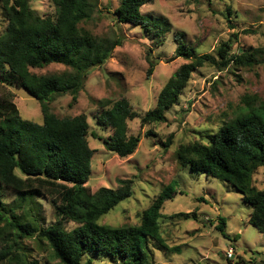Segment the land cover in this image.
Masks as SVG:
<instances>
[{
	"label": "trees",
	"instance_id": "1",
	"mask_svg": "<svg viewBox=\"0 0 264 264\" xmlns=\"http://www.w3.org/2000/svg\"><path fill=\"white\" fill-rule=\"evenodd\" d=\"M153 1L121 0L115 11L118 23L140 27L156 40L164 37L171 32L168 21L155 20L141 11ZM1 2L7 25L0 35V72L8 76L0 80V264H38L21 250V241L28 237L46 241L61 264H93L99 259L154 264L151 243L169 250L159 222L163 205L175 194V182L144 212L140 225H100L103 216L133 196V181L120 180L117 189L101 188L93 193L85 186L94 154L88 143L86 116L59 118L50 109L56 96L70 94L76 102L91 71L105 65L122 41L96 36L82 26L92 21L97 0H52L55 12L45 17L32 9L30 0ZM231 50L229 43L219 47L223 67L231 63L252 67L256 63L254 51L230 56ZM178 54L195 62L178 69L161 90L156 107L143 117L126 99L104 105L107 109L96 120L112 131L103 140L107 151L121 158L133 155L141 136L129 135L128 122L137 118L143 126L165 122L167 112L179 104L192 74L207 63L216 64L211 55L198 56L183 44ZM53 64L69 71L49 75L32 72ZM153 67L151 63L148 76ZM13 87L25 90L40 103L42 124L21 118ZM258 101L257 96H246L243 104L247 112L224 123L205 138L206 143L181 145L176 158L183 169L231 184L253 209L250 223L264 234V190L254 178L264 167V101L259 106ZM171 142L170 137L167 148ZM5 189L18 196L17 204L4 203ZM39 199L48 200L57 217L45 229L36 219ZM220 220L217 229L227 236L225 220ZM65 222L77 226L68 231Z\"/></svg>",
	"mask_w": 264,
	"mask_h": 264
},
{
	"label": "rangeland",
	"instance_id": "2",
	"mask_svg": "<svg viewBox=\"0 0 264 264\" xmlns=\"http://www.w3.org/2000/svg\"><path fill=\"white\" fill-rule=\"evenodd\" d=\"M121 0H97L92 21L83 24L94 35L121 40L105 65L89 74L83 90L73 102L70 94L56 96L51 112L59 118L85 115L90 126L88 143L93 150L92 173L85 186L93 193L101 188L117 189L120 180L133 181V196L99 220L111 227L138 226L142 216L165 188L175 182V194L161 209V236L169 250L150 244L154 264H264V234L251 223L252 207L231 184L193 173L180 167L176 151L181 145L201 141L216 133L226 122L248 111L243 99L257 96L264 101V0H154L142 8L145 16L168 21L171 32L157 40L140 27L118 23L115 11ZM40 16L53 15L52 0H30ZM0 0V35L6 28ZM177 34H181L179 39ZM156 40V41H155ZM232 46L230 56L252 50L256 63L240 67L220 65L219 47ZM181 44L196 55H211L216 64L207 63L192 74L179 104L166 114V121L142 125L141 118L128 122L129 135L141 136L135 153L121 158L103 145L112 131L98 125L96 117L105 104L126 99L143 117L156 107L157 98L168 80L193 58L179 56ZM151 63L153 73L148 76ZM69 71L62 65L34 69L37 75ZM8 75L0 72V80ZM24 120L43 123L40 103L23 89L11 88ZM103 104V105H102ZM109 107V105H107ZM152 132L151 136H147ZM171 146L166 147L169 138ZM264 190V167L255 175ZM3 201L13 206L18 196L3 191ZM37 222L42 228L53 225L57 217L46 199L36 200ZM18 214H22L19 212ZM225 220L223 235L217 226ZM77 225L65 222L68 231ZM21 250L38 264H61L46 241H21ZM235 252L233 259L227 251ZM93 264H119L110 259Z\"/></svg>",
	"mask_w": 264,
	"mask_h": 264
},
{
	"label": "built area",
	"instance_id": "3",
	"mask_svg": "<svg viewBox=\"0 0 264 264\" xmlns=\"http://www.w3.org/2000/svg\"><path fill=\"white\" fill-rule=\"evenodd\" d=\"M226 253H227V258L229 260L233 259L234 256H235V252H234V250L232 248H230Z\"/></svg>",
	"mask_w": 264,
	"mask_h": 264
}]
</instances>
